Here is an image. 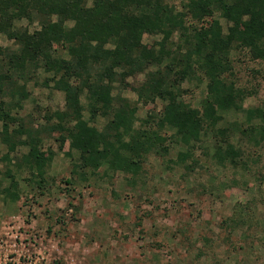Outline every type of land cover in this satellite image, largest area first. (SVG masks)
<instances>
[{
  "label": "trees",
  "instance_id": "trees-1",
  "mask_svg": "<svg viewBox=\"0 0 264 264\" xmlns=\"http://www.w3.org/2000/svg\"><path fill=\"white\" fill-rule=\"evenodd\" d=\"M23 20L27 25H18ZM0 35L11 42L0 45V143L10 166L0 173V202L20 199L16 175L22 173L43 195L54 181L57 152L70 159L69 177L60 180L69 195L77 185L115 174L135 188L144 184L140 171L148 157L165 159L171 144L181 177L194 185L198 170L209 176L211 167L264 184V175L252 171L255 149L264 148V103L243 107L258 89L251 94L238 86L235 66L238 57L247 58L251 78L264 79V0H0ZM144 35L160 39L149 44ZM39 71L47 74L42 85L61 92L64 105L45 110L35 126L21 111ZM138 74L144 79L130 89L134 103L122 92ZM186 84L205 86L199 108L186 101L192 92ZM156 102L159 111L150 108ZM139 104L148 108L143 118ZM226 115L231 118L220 126ZM19 147L27 153L11 158ZM256 205H237L226 226L242 227Z\"/></svg>",
  "mask_w": 264,
  "mask_h": 264
},
{
  "label": "rangeland",
  "instance_id": "rangeland-1",
  "mask_svg": "<svg viewBox=\"0 0 264 264\" xmlns=\"http://www.w3.org/2000/svg\"><path fill=\"white\" fill-rule=\"evenodd\" d=\"M169 1L178 4L180 0ZM220 22L226 31L227 22L222 18ZM18 25L27 23L23 20ZM36 28V24L29 26V31ZM158 39L143 36L149 44ZM0 45L10 46L11 42L0 35ZM237 60L236 70L241 71L238 86L250 93L252 88L258 89L257 95L243 100V107L264 103V79L251 78L249 67L254 64L247 58ZM37 76V81L27 87L29 98L21 111L25 122L32 116L35 126L38 121L43 123L45 110L62 109L64 105L61 92L42 85L47 74L39 71ZM143 79L142 74L129 77L123 97L136 103V94L130 89ZM183 87L192 91L186 101L199 108L205 86ZM161 107L156 102L150 108L159 111ZM136 108L137 117L143 118L148 108L140 104ZM228 117L218 124L223 126ZM103 125V121L97 124ZM50 144L56 152L55 145ZM27 151L19 147L10 157L19 158ZM5 153L0 143L1 174L10 167L2 158ZM176 153L177 145L171 144L165 159L150 155L140 171L144 184L135 188L125 186L123 174H115L112 180L91 179L90 184L77 185L69 195L60 180L69 177L70 159L62 152L53 158L50 175L54 181L43 195L26 185L24 179L29 174L16 175L20 199L0 202V263L8 258V264H264V184L256 187L255 178L242 171L211 167L208 173L214 179L198 170L201 180L198 178L194 185L191 177H181ZM254 155L259 162L252 171L264 175V148L255 149ZM232 180L238 185L230 184ZM3 181L7 186L9 180ZM254 200L257 205L252 219L230 230L226 223L233 219L237 205L242 208Z\"/></svg>",
  "mask_w": 264,
  "mask_h": 264
},
{
  "label": "built area",
  "instance_id": "built-area-1",
  "mask_svg": "<svg viewBox=\"0 0 264 264\" xmlns=\"http://www.w3.org/2000/svg\"><path fill=\"white\" fill-rule=\"evenodd\" d=\"M7 261L11 262L8 258L5 259L4 262L3 261L2 262H3V264H8ZM0 264H2V263H0ZM12 264H22V262H20V261H14Z\"/></svg>",
  "mask_w": 264,
  "mask_h": 264
}]
</instances>
